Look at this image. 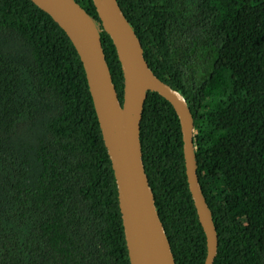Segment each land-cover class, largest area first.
I'll use <instances>...</instances> for the list:
<instances>
[{"label": "trees", "instance_id": "trees-1", "mask_svg": "<svg viewBox=\"0 0 264 264\" xmlns=\"http://www.w3.org/2000/svg\"><path fill=\"white\" fill-rule=\"evenodd\" d=\"M123 101L124 77L93 0ZM153 72L194 118L214 264H264V0H118ZM142 154L177 264H204L180 119L148 91ZM0 264H131L118 188L83 62L32 0H0Z\"/></svg>", "mask_w": 264, "mask_h": 264}, {"label": "water", "instance_id": "water-1", "mask_svg": "<svg viewBox=\"0 0 264 264\" xmlns=\"http://www.w3.org/2000/svg\"><path fill=\"white\" fill-rule=\"evenodd\" d=\"M66 32L83 62L90 93L111 159L131 264H177L145 169L141 120L148 91L174 107L181 124L186 174L206 234L204 264H214L218 233L197 172L194 118L184 95L149 66L141 40L118 0H93L103 30L115 46L124 77L121 101L106 59L100 29L76 0H32Z\"/></svg>", "mask_w": 264, "mask_h": 264}]
</instances>
